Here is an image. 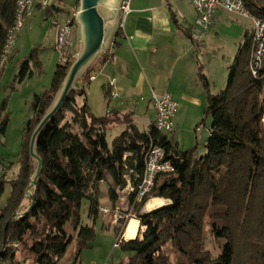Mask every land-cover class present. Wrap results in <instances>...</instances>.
Returning <instances> with one entry per match:
<instances>
[{
  "label": "trees",
  "instance_id": "obj_1",
  "mask_svg": "<svg viewBox=\"0 0 264 264\" xmlns=\"http://www.w3.org/2000/svg\"><path fill=\"white\" fill-rule=\"evenodd\" d=\"M243 1L255 16L264 15V0ZM16 9L17 0H0V67ZM55 9L61 10L52 4L46 14L53 15ZM36 50L21 64V79L32 72V62L42 68ZM251 50L252 33L229 66L227 86L219 93L211 91L200 66L199 77L208 92L205 115L212 117L203 154L198 145L182 148L173 133H162L155 122L141 130L132 114L114 110L94 114L88 103V86L96 65L108 59L105 52L39 136L42 171L34 188L35 203L27 214L14 217L32 204L26 190L37 165L30 154V142L71 65L58 64L49 89L33 97V115L27 122L17 177L8 180L6 173L0 174V199L6 184L11 185L7 202L0 205V264H24L18 260L20 250L32 254L34 264L60 263L71 240L67 225L78 242L74 263L80 262L83 250L91 248L96 238L104 182L113 209L119 191L131 184L129 203L144 228L137 237L125 239L130 219L117 221L114 228L119 246L129 253L119 264H171L164 250L168 243L182 254L177 264H241L242 246L248 254L244 264H264V78H255L249 69ZM118 125L125 129L110 144L108 130ZM152 143L165 148L174 171L158 174L151 192L138 200V185ZM152 197L171 202L144 212ZM84 200L90 223H83ZM112 219L111 212L108 225ZM207 223L214 238L223 242L217 257L206 246Z\"/></svg>",
  "mask_w": 264,
  "mask_h": 264
},
{
  "label": "rangeland",
  "instance_id": "obj_2",
  "mask_svg": "<svg viewBox=\"0 0 264 264\" xmlns=\"http://www.w3.org/2000/svg\"><path fill=\"white\" fill-rule=\"evenodd\" d=\"M76 2L77 0H52V4L61 9L58 17L47 15L46 11L41 9H33L25 19L22 27L16 32L8 60L0 67V162L3 166L0 174L6 173L8 180L16 178L20 169V156L26 135V126L29 118L33 115L31 106L33 97L36 93L49 89L55 69L60 63V55L55 49L56 19L64 22L67 15L78 6ZM218 16L219 18L215 24L207 30L200 52V58L207 64L208 70L212 71L211 89L213 93H219L226 88L229 66L233 63L239 48L245 43L247 35L252 32L253 28L249 18L235 13L222 11ZM78 47L79 42L76 43V51ZM36 48L35 53L41 61L42 68L33 66L32 62V72L30 71L26 77L21 79V64L26 58L30 57ZM100 102H103L101 91L97 89L96 92V82L91 81L88 86V103L100 104ZM206 117V115L202 116L198 123L203 124ZM4 123L3 128L1 126ZM136 124L141 130H148L150 127L149 123L143 118L137 119ZM195 125L185 126L186 129L177 134L181 147L197 145ZM124 129V126L109 129V143L111 144ZM198 129L196 128V130ZM103 187L108 191L107 182L103 183ZM10 190L11 185L7 183L5 192L0 199L1 206L7 202ZM131 190L132 186L128 185L119 191L120 198L116 205L119 208L111 209L113 219L114 216L118 220L120 218H135V211L130 206L128 198ZM103 194H108V192L104 191ZM145 208L144 206L143 210ZM111 212L106 218L102 215L103 218L97 221L96 238L93 246L82 252L84 264H119L123 258L129 255L121 246L115 245L118 241L115 225H105L104 227L102 225V222L106 224L110 221ZM82 218L83 223H90L87 200H84L82 205ZM67 229L70 232L71 240L64 258L58 264H63L68 258L74 260L78 253L76 234L71 230L70 225H67ZM205 230L207 234L206 246L211 250L213 256L217 257L221 253L223 242L214 238L209 223L206 224ZM164 250L170 256L171 264H177L178 260L182 258V254L170 243L165 246ZM246 250L244 246L241 247V264L247 262L248 254ZM18 256L24 262L31 259L30 253L24 250H20Z\"/></svg>",
  "mask_w": 264,
  "mask_h": 264
},
{
  "label": "crops",
  "instance_id": "obj_3",
  "mask_svg": "<svg viewBox=\"0 0 264 264\" xmlns=\"http://www.w3.org/2000/svg\"><path fill=\"white\" fill-rule=\"evenodd\" d=\"M131 7L132 12L126 19L123 32H118V14L117 27L106 51L109 57L96 66L92 81L96 82V92L100 89L103 102L90 103L92 111L98 116L111 110L132 114L135 124L137 119L143 118L150 126L156 119L152 103L153 92H169L179 104L174 117L175 140L180 144L177 134L182 133L185 126L196 124V142L203 154L210 136L212 117L207 116V121L204 120L202 127H199L198 121L205 116L208 105V92L200 80L199 69L203 66L210 88L212 71L208 70L207 64L200 58V52L207 30L215 24L219 13L225 10H217L213 22L203 28L196 24L197 12L190 0H131ZM58 13L56 9L53 11L56 17ZM78 50L79 47L75 54ZM102 191L108 192L103 184ZM152 200H156V204L148 208L146 203L144 212L171 202L163 197H152L149 201ZM101 206L113 209L108 194L102 195ZM132 220L138 223V236L140 229L144 228H140L137 218H132L129 222ZM117 221L118 218L114 216L111 222L115 225ZM108 223L102 222L103 227ZM130 237L126 229L124 238ZM30 255L31 259L24 264H34L33 255ZM18 260H21L19 256ZM63 264L75 263L68 258ZM76 264H84L83 257Z\"/></svg>",
  "mask_w": 264,
  "mask_h": 264
},
{
  "label": "built area",
  "instance_id": "obj_4",
  "mask_svg": "<svg viewBox=\"0 0 264 264\" xmlns=\"http://www.w3.org/2000/svg\"><path fill=\"white\" fill-rule=\"evenodd\" d=\"M190 1L197 12L196 24L203 28H207L213 22L214 14L219 9L235 13L251 20L253 28L251 32L252 50L249 58V69L255 78H264V15L255 16L252 14L250 10L246 8L243 0ZM51 5L52 0H17L16 20L15 24L9 30L7 42L2 54L1 65L8 60L16 32L22 27L25 19L31 14L32 10L36 7L47 10ZM76 9L77 7L67 15L64 22L56 19L57 34L55 49L60 55L59 64L62 65H69L74 60L75 46L78 39V25L75 20ZM131 12V0H122L119 6L118 32L124 31L126 19ZM91 79H94V76H92ZM152 103L156 114V128L164 134L171 135L175 130L174 117L178 111V102L169 92H153ZM201 125L202 124H200L199 127ZM145 162L146 169L138 185V200H141L144 195L151 192L158 174L174 171L172 163L166 159L165 148L157 143H152L150 146L146 154ZM2 167L0 163V170ZM110 212L111 210L107 207L100 206L101 216L103 215L106 218ZM119 244L120 241L118 240L115 245L119 246ZM14 245L19 246L18 243H14Z\"/></svg>",
  "mask_w": 264,
  "mask_h": 264
},
{
  "label": "water",
  "instance_id": "obj_5",
  "mask_svg": "<svg viewBox=\"0 0 264 264\" xmlns=\"http://www.w3.org/2000/svg\"><path fill=\"white\" fill-rule=\"evenodd\" d=\"M122 0H80L76 9L75 20L79 50L58 89L54 100L31 137L30 154L37 165L33 180L26 190V197L32 200L29 209L15 214L21 217L34 206V188L37 186L41 171L42 159L38 154V139L48 123L58 114L70 93L77 88L81 77L89 70L97 58L108 50L111 38L117 27L119 6Z\"/></svg>",
  "mask_w": 264,
  "mask_h": 264
},
{
  "label": "bare ground",
  "instance_id": "obj_6",
  "mask_svg": "<svg viewBox=\"0 0 264 264\" xmlns=\"http://www.w3.org/2000/svg\"><path fill=\"white\" fill-rule=\"evenodd\" d=\"M156 202H157L156 200L148 201L147 202V207L148 208L153 207V205L156 204ZM137 230H138V223H137V221H135V220L130 221L129 224H128V227H127V234L129 236L135 238V237H137Z\"/></svg>",
  "mask_w": 264,
  "mask_h": 264
}]
</instances>
